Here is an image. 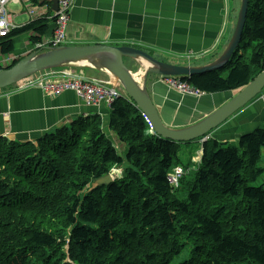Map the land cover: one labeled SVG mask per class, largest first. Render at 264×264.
<instances>
[{
  "label": "trees",
  "instance_id": "1",
  "mask_svg": "<svg viewBox=\"0 0 264 264\" xmlns=\"http://www.w3.org/2000/svg\"><path fill=\"white\" fill-rule=\"evenodd\" d=\"M53 30L47 16L20 25L0 38V54L13 53L17 36L34 47ZM263 69L264 0H248L230 60L181 80L202 93H231ZM108 109L107 128L93 115L56 130L60 137L0 138V264H170L187 243L191 256L181 264H264V183L253 185L264 173V128L237 145L207 141L189 164L180 143L147 133L129 98ZM178 165L187 173L171 190L167 176ZM121 167V179L92 187Z\"/></svg>",
  "mask_w": 264,
  "mask_h": 264
},
{
  "label": "crops",
  "instance_id": "2",
  "mask_svg": "<svg viewBox=\"0 0 264 264\" xmlns=\"http://www.w3.org/2000/svg\"><path fill=\"white\" fill-rule=\"evenodd\" d=\"M43 1L21 0V6L16 5L20 7L18 14L6 7L8 19L16 26L28 23L29 18L20 24L14 23V19L19 17L21 7L26 11L29 6L36 7L42 16L48 17L52 7L46 2L49 0ZM238 3L239 0H228L229 14L224 20L222 0H73L66 44L145 48L154 55H161L160 58L172 59L174 64L184 57L182 54L192 52L195 57L202 56L194 59L200 67L210 64L227 47V37L234 24ZM16 40L21 47L14 49L12 55L22 57L30 53L27 34ZM127 61L137 65L133 60ZM140 62L145 66L144 62ZM81 74L86 78L107 76L92 70H84ZM162 78L149 74L147 90L163 122L171 128L182 129L192 125L195 113L202 114L203 119L225 101V97L230 98L234 93L201 96L196 101L193 97L182 96L166 88L161 83ZM195 109L199 111L195 112ZM97 114L103 117V127L107 128L108 109L87 107L73 92L67 91L50 99L37 88L5 89L0 91V138L17 142L33 141L53 128ZM262 122L264 96L261 95L211 132L209 139L219 144L237 145L242 135L258 129ZM108 131L107 137L110 136L120 150L122 144Z\"/></svg>",
  "mask_w": 264,
  "mask_h": 264
},
{
  "label": "water",
  "instance_id": "3",
  "mask_svg": "<svg viewBox=\"0 0 264 264\" xmlns=\"http://www.w3.org/2000/svg\"><path fill=\"white\" fill-rule=\"evenodd\" d=\"M248 0H241L234 32L227 48L218 59L206 66L187 67L168 64L156 60L148 53L127 46L84 45L60 46L45 52H32L18 62L0 72V91L15 84L28 80L37 74L47 71H84L103 72L119 83L126 96L136 108L149 120L154 135L180 144L196 142L217 129L239 110L246 107L264 89V69L244 88L240 89L228 102L212 111L199 122L182 129L167 126L147 90L149 74L163 77L190 78L193 75L221 69L232 57L238 47L246 22ZM52 11L57 12V0L52 1ZM130 59L138 64L145 61L142 82L134 79L133 74L125 64ZM112 177L106 175L96 179L92 187L108 185Z\"/></svg>",
  "mask_w": 264,
  "mask_h": 264
},
{
  "label": "built area",
  "instance_id": "4",
  "mask_svg": "<svg viewBox=\"0 0 264 264\" xmlns=\"http://www.w3.org/2000/svg\"><path fill=\"white\" fill-rule=\"evenodd\" d=\"M11 3L22 4L21 0H0V38H4L8 36V34L16 28L15 24H12L8 19V14L6 7ZM73 0H57V12L53 13V24H54V33L49 38H42V40L34 46L35 49H42V48H55L65 43L67 37V28H68V21L70 10L72 8ZM14 5V4H12ZM8 9V8H7ZM28 17L30 21H33L42 16V13L38 12L36 7H28ZM16 57L8 56L0 62V72L7 66H9ZM62 75V78L56 80L55 82H61L63 84L56 85L53 87H47L46 90L48 94L51 96H58L60 91H72L75 92L76 95L81 98L84 103L88 106H100V105H110L114 100H116L120 94L116 88L115 83L108 82V86H103L104 82L86 79L82 76H70L71 72L66 71L63 73L59 71ZM49 76L44 77L42 80L44 81ZM26 81V80H25ZM24 81V82H25ZM21 82L18 84L17 89L21 87L25 88V83ZM165 83L172 88L173 90L187 94V95H198L199 92L186 83L181 82L175 78H166ZM45 85L44 82L39 84L38 86ZM34 84H29L26 88L31 87ZM183 175V169L181 167H175L172 172L168 175L167 180L169 184L176 188L178 186L179 179Z\"/></svg>",
  "mask_w": 264,
  "mask_h": 264
},
{
  "label": "rangeland",
  "instance_id": "5",
  "mask_svg": "<svg viewBox=\"0 0 264 264\" xmlns=\"http://www.w3.org/2000/svg\"><path fill=\"white\" fill-rule=\"evenodd\" d=\"M39 1V0H38ZM240 2H241V0H239V3H238V9L236 10V12L234 13V24H233V28L235 29V25H236V21H237V16H238V12H239V9H240ZM11 4H14V5H16L15 3H11ZM14 5H8V10H10V11H12V12H16L17 14H18V10H19V8L20 7H18V6H14ZM18 5V4H17ZM222 5H223V10H224V12H225V15H226V17L228 18V14H229V4H228V0H222ZM26 12V13H25ZM28 11L26 10L25 11V9L23 10L22 9V7H21V11H20V13H19V17H17L16 19H14V23H17V24H20L21 22H23V21H26L29 17H28ZM226 17L224 16V20H226ZM30 19V18H29ZM226 22V21H225ZM68 24H69V21H68ZM234 29H233V31L231 32V33H229L228 34V37H229V40L231 39V37H232V34H233V32H234ZM23 35H25V34H23ZM23 35H20V36H17V37H15L14 39H17L18 37H21V36H23ZM227 37V38H228ZM68 40V39H67ZM14 43H15V49H20V45H21V43L20 42H17V40H14ZM89 45V44H88ZM92 45V44H91ZM143 49H145V48H143ZM151 55H153L157 60H159V61H161V62H167V61H169V62H171V63H174L173 61H172V59H170V58H160L159 56H161V55H157V54H153V53H151ZM157 55V56H156ZM184 55V57L183 58H181V60H178V64L179 65H184V66H187V67H198V65L197 64H199L198 62H195L194 61V59H196V58H200V57H202V56H198V57H195V55H193V53L192 52H188V54H182V56ZM125 62H126V65L128 66V68L130 69V71H131V73L133 74V75H136V74H140V72H144L145 70H144V67H143V65H141V64H135V63H133V62H131V61H127V59H125ZM168 62V63H169ZM47 76H49L47 79H45L44 81L42 80L44 77H47ZM106 77H108V78H110L112 81H108V82H111V83H116L115 82V80L112 78V77H109V76H106ZM62 78V75L59 73V71H52V72H49V73H46V72H44V73H41V74H37V75H35L34 77H32V78H30V79H28V80H23L22 82H24L25 83V88H26V86H28L29 84H34V85H32L31 86V88H37V89H39V90H41V92L44 94V96H46V97H48V98H50V99H54V98H56V96H51V94H48L47 93V90H46V86L47 87H53V86H56L57 84L58 85H60V84H63V83H61V82H55L56 80H59V79H61ZM88 78H90V79H92V80H97V81H101V82H104L102 85L103 86H108L109 84H108V82H107V79L106 78H97L96 77V75H94V77H88ZM167 78H169V77H167ZM87 78H84V80H86ZM141 82H142V80H140ZM42 82H44L45 83V85L43 84L42 86H38L39 84H41ZM21 83V82H20ZM166 88H168L169 90H171V91H174L172 88H170L166 83H165V80H163L162 79V82H161ZM19 84V83H18ZM18 84H15V85H13V86H11V87H9V88H7V89H12V88H15V86H17ZM24 87H21L20 88V90H23V89H25ZM30 88V87H29ZM27 89V88H26ZM2 91V90H1ZM63 93H65V92H62V91H60L58 94H63ZM180 95H182V96H187V94H183V93H179ZM208 95H211V94H200V95H198V96H196V95H194L193 96V99H196V101H198V99L197 98H199V97H204V96H208ZM225 98H227L225 101H223L220 105H218L215 109H213L212 111H214V110H216V109H218L219 107H221L222 105H224L226 102H228L229 101V99L231 98H228V97H225ZM101 107H103V104L102 105H100V106H95L94 108L95 109H100ZM199 111V109H195V112H198ZM211 111V112H212ZM211 112H209V114L211 113ZM208 115V114H207ZM95 116H97V115H95ZM92 117V116H91ZM90 118V117H89ZM97 118H103L102 116H99V117H97ZM82 119L83 118H77V119H75L74 121H76V120H78V121H82ZM200 119H202V114H197V113H195L194 115H193V118H192V124L193 123H195V122H197V121H199ZM73 122V121H72ZM71 122V123H72ZM71 123H69V124H65L63 127H69V126H71ZM147 126H149V124H147ZM63 127H58L57 129L56 128H53V130L51 131L52 133L53 132H56L55 134L56 135H58V137H60V131H56V130H62V128ZM258 128H264V122H262L261 124H260V126L258 127ZM253 132V131H252ZM250 133V132H249ZM109 134V133H108ZM201 140V139H200ZM200 140H197V142H192V143H190V144H180V147H179V152H178V156H179V158H180V160L182 161V162H184V163H189V164H191V163H193V162H196L197 160H198V157H199V159H200V156H198V149H200V147H201V142H200ZM28 141V140H27ZM214 142V140H212V139H210L209 140V144H212ZM113 145H114V147L116 148V144H114L113 143ZM116 151L121 155V156H123L124 157V153H125V147H121V149L119 150L118 148H116ZM264 156V155H263ZM262 157V156H261ZM262 164H263V162H260L259 163V166H262ZM122 168V167H121ZM263 168H264V166H263ZM112 170H114V172L112 171L111 173V177L113 178V179H116V180H119V179H121L122 178V176H123V174H124V169L122 168V169H120V168H113ZM264 183V173H263V175L261 176V177H259L258 179H257V181L256 182H254L253 183V185L254 186H260L261 184H263ZM191 249H192V245L191 244H186L185 245V247L183 248V250L180 252V254L179 255H176V256H174L173 257V259L171 260V262H170V264H181L183 261H186V260H188L189 258H190V256H191Z\"/></svg>",
  "mask_w": 264,
  "mask_h": 264
},
{
  "label": "clouds",
  "instance_id": "6",
  "mask_svg": "<svg viewBox=\"0 0 264 264\" xmlns=\"http://www.w3.org/2000/svg\"><path fill=\"white\" fill-rule=\"evenodd\" d=\"M44 1H45V0H44ZM49 2H50V5H51V7H52V1L49 0ZM240 3H241V2H240ZM41 17H42V16H41ZM225 17H226V15H225ZM47 18H48L49 20H51L52 23L54 22V20H53L52 17H47ZM29 21H30V19H29ZM68 25H69V24H68ZM17 27H18V26H16V28H17ZM13 30H14V29H13ZM53 33H54V30H53ZM53 33H52V35H53ZM66 39H67V37H66ZM227 40H228V43H229V41H230V40H229V37H228ZM66 42H67V41H65V43L62 44V45H60V46H84V45H67ZM101 45H102V44H101ZM103 45H104V44H103ZM60 46H58V47H60ZM227 46H228V44H227ZM127 47H128V46H127ZM130 48H133V47H130ZM226 48H227V47H226ZM226 48H225V49H226ZM50 49H51V48H50ZM50 49H49V48L35 49V48L32 46V47H31V50H30V53H32V52H36V51H40V52H42L43 50H44V51H48V50H50ZM135 49L142 50V51H144V52H146V53L149 52L148 50L143 49V48H135ZM223 52H224V51H223ZM223 52H222V53H223ZM30 53H28L27 55H29ZM12 54H13V53H12ZM12 54H10V55H6V56H2L0 62H2L3 59H4L5 57H8V56H14V57H16V58H15V60L10 64V65H12L15 61H17L19 58H21V56H19V55H18V56H17V55L15 56V55H12ZM148 54H149V53H148ZM27 55H25V56H27ZM149 55H150V54H149ZM25 56H22V57L24 58ZM151 56L154 57L153 55H151ZM219 57H220V56H218V58H219ZM154 58H155V57H154ZM218 58H216V59H218ZM155 59H156V58H155ZM216 59H215V60H216ZM156 60H157V59H156ZM215 60H214V61H215ZM140 61L144 62V63L147 65V67H146V66H144V65L140 62L141 65H143L144 70H145V68H148V67H149V65H148L145 61H143V60H140ZM214 61H212V62H214ZM163 62H164V61H163ZM212 62H211V63H212ZM165 63H168V62H165ZM211 63H210V64H211ZM137 64H138V63H137ZM168 64H173V65H177V66H184V65L174 64V63H168ZM10 65L7 66V67H5L3 70L9 68ZM208 65H209V64H208ZM126 66H127V65H126ZM204 66H206V65H204ZM3 70H2V71H3ZM129 70H130V69H129ZM69 72H71V73H73V74L79 76L80 73L83 72V71H69ZM130 72H131V71H130ZM40 74H41V73H40ZM107 76H108V75H107ZM157 76H159V75H157ZM82 77H83V76H82ZM109 77H110V76H109ZM161 77H163V76H161ZM83 78H86V77H83ZM107 78H108V77H107ZM171 78H175V79H178V80H180L181 82H183V81L181 80V79H182L181 77H171ZM88 79H90V78H88ZM162 79L165 80L166 78L163 77ZM109 80L112 81L110 78H108L107 81H109ZM161 82H162V80H161ZM186 84H187V83H186ZM115 85H116V88H117V90H118V93L120 94V96H119L118 98H128V97L126 96V94L124 93L122 87L119 85V83L116 82ZM187 85H188V84H187ZM17 86H18V85H17ZM17 86H15V88H12V89H17ZM188 86H189V85H188ZM190 87H191V86H190ZM191 88H193V87H191ZM25 89H26V88H25ZM193 89H195V88H193ZM17 90H20V89H17ZM195 90H197V89H195ZM174 91H175V90H174ZM197 91L199 92L198 95H200V94H205V93H202V92L199 91V90H197ZM65 92H67V91H65ZM70 92H72V91H70ZM175 92H177V91H175ZM73 93L76 95L75 92H73ZM177 93L179 94V92H177ZM236 93H237V92H234V93H233V96H234ZM198 95H196V96H198ZM261 95L264 96V89H263V91H262L257 97H259V96H261ZM58 96H59V95H58ZM58 96H56V97H58ZM76 96H77V95H76ZM187 96H189V97H193V95H187ZM233 96H232V97H233ZM77 97H78V96H77ZM232 97H231V98H232ZM257 97H256V98H257ZM78 98H79V97H78ZM118 98H117V99H118ZM231 98H230V99H231ZM256 98H255V99H256ZM79 99L84 103V101H83L81 98H79ZM230 99H229V100H230ZM255 99H254V100H255ZM114 101H115V100H114ZM114 101H113V102H114ZM113 102H112V103H113ZM112 103H111V104H112ZM84 104H85V103H84ZM111 104H110V105H111ZM249 104H250V103H249ZM85 105H86V104H85ZM110 105L108 106V105H105V104H104L103 107H105L106 109H108V108L110 107ZM133 105H134V103H133ZM86 106H87V107H92V108H94V106H88V105H86ZM134 106H135V105H134ZM135 107H136V106H135ZM108 110H109V109H108ZM239 111H240V110H239ZM239 111H238V112H239ZM141 114H142V116H143L145 122H146L147 124H149V126H148V130H147V133L150 134V135H154V133H153V129H152L151 125H150L149 120L146 118V116H145L143 113H141ZM235 114H236V113H235ZM235 114H234V115H235ZM97 115H99V114H97ZM234 115H233V116H234ZM92 116H93V115H92ZM206 116H207V115H206ZM206 116H205V117H206ZM205 117H204V118H205ZM87 118H89V116H88ZM204 118H203V119H204ZM83 119H84V118H83ZM85 119H86V118H85ZM198 122H199V121H198ZM196 123H197V122H196ZM223 124H224V123H223ZM223 124H222V125H223ZM219 127H220V126H219ZM213 131H214V130H213ZM213 131H212V132H213ZM210 133H211V132H210ZM210 133H209V134H210ZM209 134H208V135H205L203 138H201V140L198 139V140H200L201 145H202V146H201V149H200L201 152H200L199 156H201V154H202V150H203V145H204V143L207 142V141L209 142V140H210V139H209ZM196 142H197V141H196ZM191 143H192V142H191ZM184 144H188V143H184ZM199 160H200V159H199V157H198V160H197L195 163H198ZM175 167H181V168L183 169V175H182V177L185 175V173H187V172H185L184 168H183L181 165L174 166V167L172 168V170H173ZM172 170H171V172H172ZM112 171L114 172V170L111 169V171L109 172L108 175L111 176V174H112L111 172H112ZM171 172H170V173H171ZM168 175H169V174H168ZM167 177H168V176H167ZM182 177H181V178H182ZM181 178H180V179H181ZM180 179H179V180H180ZM112 180H113L112 182H114L116 179H113V178H112ZM167 181H168V180H167ZM112 182H111V183H112ZM168 184H169V182H168ZM169 185H170V184H169ZM170 188H171V190H174V189L178 188V186H177L176 188H173V187L170 185Z\"/></svg>",
  "mask_w": 264,
  "mask_h": 264
},
{
  "label": "bare ground",
  "instance_id": "7",
  "mask_svg": "<svg viewBox=\"0 0 264 264\" xmlns=\"http://www.w3.org/2000/svg\"><path fill=\"white\" fill-rule=\"evenodd\" d=\"M145 64V63H144ZM145 66H147L146 64H145ZM49 72H52V71H47L46 73H49ZM63 73H66V71H62ZM67 74V73H66ZM70 76H75V74H73V73H71V74H69ZM143 75H144V72H140V74H136V75H133L134 76V79L136 80V81H138V82H140V80L142 79V77H143ZM78 76V75H77ZM79 76H83V77H85V75L84 74H81L80 73V75ZM167 77H169V78H171L172 76H167ZM167 77H165V78H167Z\"/></svg>",
  "mask_w": 264,
  "mask_h": 264
}]
</instances>
